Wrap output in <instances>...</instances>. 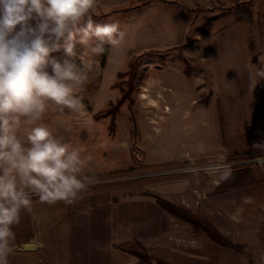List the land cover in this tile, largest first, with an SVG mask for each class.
<instances>
[{
  "label": "rangeland",
  "instance_id": "rangeland-1",
  "mask_svg": "<svg viewBox=\"0 0 264 264\" xmlns=\"http://www.w3.org/2000/svg\"><path fill=\"white\" fill-rule=\"evenodd\" d=\"M95 4L92 18L119 21L125 41L99 56L82 50L84 107L50 110L44 122L84 146L96 183L75 205L34 198L13 229L10 264H140L128 250L146 253L148 264H264V167L254 163L264 152L252 147L264 142V82L251 92L247 77L264 54V0ZM220 162L231 165L226 181L205 171ZM162 203L206 218L239 249Z\"/></svg>",
  "mask_w": 264,
  "mask_h": 264
},
{
  "label": "clouds",
  "instance_id": "clouds-1",
  "mask_svg": "<svg viewBox=\"0 0 264 264\" xmlns=\"http://www.w3.org/2000/svg\"><path fill=\"white\" fill-rule=\"evenodd\" d=\"M95 3L0 0V264H10L16 252L13 229L23 213L32 212L34 198L49 206L75 205L96 183L85 172L93 157L84 146L65 142L44 122L50 110L78 113L84 107L88 72L82 50L99 56L125 41L119 21L92 18ZM256 57L257 63L247 65L251 92L264 82V54ZM198 147L201 153L207 150L203 143ZM252 147L264 152V142ZM254 163L264 167V157ZM211 167L208 175L231 178L229 163ZM252 201L243 198L245 204Z\"/></svg>",
  "mask_w": 264,
  "mask_h": 264
},
{
  "label": "trees",
  "instance_id": "trees-1",
  "mask_svg": "<svg viewBox=\"0 0 264 264\" xmlns=\"http://www.w3.org/2000/svg\"><path fill=\"white\" fill-rule=\"evenodd\" d=\"M162 205L165 208L169 209V211H171L178 217L191 222L193 226L202 225L201 227H204L208 236L217 244L222 245L224 247L239 249V246L235 245L228 237L221 234L215 228L214 225L212 226L210 224V222L206 218L201 220L199 217L196 216V214L192 213L190 210L182 206L176 207L175 205H169L166 203H162ZM128 251H130L132 254H134L139 259L140 264H148L152 259L144 252H135L134 250H128ZM155 261H156V264H171L170 262L163 260V259H159V258L155 259Z\"/></svg>",
  "mask_w": 264,
  "mask_h": 264
},
{
  "label": "crops",
  "instance_id": "crops-1",
  "mask_svg": "<svg viewBox=\"0 0 264 264\" xmlns=\"http://www.w3.org/2000/svg\"><path fill=\"white\" fill-rule=\"evenodd\" d=\"M94 7H96L95 8L96 10H98L99 9V4H95ZM91 12L95 13L94 8L92 9ZM201 87H205V86L202 85ZM196 88H198V87H196ZM198 95L201 96V93H199ZM209 95H210V93H209ZM209 99H210V101H209V104L208 105H205V106L200 105L199 107L197 106L198 107L197 108V112L201 113V112L205 111L206 109L210 108L213 105L212 104L213 103V95ZM192 101H194V100H192ZM263 122H264V117L261 119V123L262 124H264ZM242 138H243V136H242ZM21 139L24 140L25 138L21 135ZM229 149H231V147ZM184 155H185V153L180 154L181 158L184 157ZM43 260H34V261L23 260V261L18 262L17 264H46L47 263L46 260L45 259H43ZM50 261H51L50 264H52V263L55 264L57 262V260L56 259H53V258H50L49 262Z\"/></svg>",
  "mask_w": 264,
  "mask_h": 264
}]
</instances>
